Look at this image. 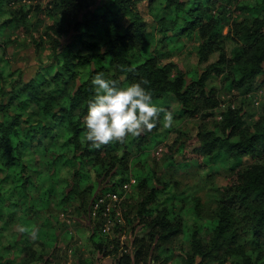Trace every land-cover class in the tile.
Returning a JSON list of instances; mask_svg holds the SVG:
<instances>
[{
    "label": "trees",
    "instance_id": "obj_1",
    "mask_svg": "<svg viewBox=\"0 0 264 264\" xmlns=\"http://www.w3.org/2000/svg\"><path fill=\"white\" fill-rule=\"evenodd\" d=\"M143 1L61 0L56 8H47L52 23L45 26L44 36L52 45L53 64L41 63L30 78L24 79L22 71L12 68L7 46L0 43V241L18 220L31 218L23 213L25 207L39 213V207L44 210L56 193L60 205L79 200L81 206L92 209L96 198L121 192L132 178L135 184L131 190L148 187L147 178L127 176V149L137 141L140 149L149 142L162 143L163 136L157 132L163 127L164 113L153 131L131 138L128 144L92 148L90 143L82 142L86 132L83 118L88 102L95 96L92 79L97 74L117 81L119 87L149 81L144 87L152 93L154 104L169 110L165 101L170 97L179 104L177 119L196 118L202 111H211L205 117L213 115L218 98L216 90L208 86L211 78L220 77L231 89L264 87V79L258 81L264 77V0L243 6L239 0H148L154 14L151 26L138 9ZM240 12L245 13L244 19H232V14ZM28 14L24 8L20 13L10 8L0 11V17L5 18L0 35L11 27H39L31 23ZM226 28L228 34L224 35ZM62 39L66 40L64 45ZM227 39L236 43L229 55ZM184 40L196 43L199 65L195 74H188L171 59L164 60L183 50ZM215 54L218 58L211 62ZM203 64L206 67L200 66ZM220 118L223 134L215 129L202 130L188 140L191 145L198 143L195 152L200 156L214 160L226 153L232 161L227 171L236 179L220 192L216 189L220 196L215 210L206 214L194 195V205L185 208V198L180 199L181 194L171 193V186L165 185L151 188L149 202H142L138 216L142 219L156 212L150 232L158 240L156 250L189 229L186 218L193 215L192 253L186 264H195L197 259L202 264H260L264 260V114L255 124L247 125L241 109L230 107L221 112ZM246 156L251 159L249 163L245 162ZM87 167L95 171L100 187L95 196L94 186L87 185L93 182ZM160 194L168 196L161 201ZM88 196L92 198L89 201ZM176 200L182 203L179 210ZM103 224L102 219L90 236L91 253L116 258L119 237L104 235ZM117 227H113L114 233ZM22 234L20 243L25 241ZM13 239L19 243L18 238ZM40 245V252L32 246L24 247L27 252L34 251L33 262L44 256L47 243ZM7 248L13 246L4 244L2 250ZM149 250L151 246L146 249L143 243H136V249L123 261L139 264ZM84 263L91 264L92 260Z\"/></svg>",
    "mask_w": 264,
    "mask_h": 264
},
{
    "label": "rangeland",
    "instance_id": "obj_2",
    "mask_svg": "<svg viewBox=\"0 0 264 264\" xmlns=\"http://www.w3.org/2000/svg\"><path fill=\"white\" fill-rule=\"evenodd\" d=\"M239 2L243 6L248 3L254 4L256 1L239 0ZM60 3L61 0H4V2L0 3L1 12L8 11V8L13 9L16 13H20L21 8L29 10L28 19L31 23H37L36 25L39 26H36L35 30L33 28L26 30L20 27H11L4 30V34L0 35V43L7 46L12 68L22 71L24 79L33 77L41 63L53 64V60L50 58L52 45L44 36L45 26L52 23L46 9L56 8V4ZM138 9L144 20L151 26L154 23V14L149 10L148 0L141 2L138 5ZM157 12L158 10L156 9L155 15ZM59 14L61 13L59 12ZM245 17V13L242 12L240 14H232V19L234 20H242ZM4 20V16H1L0 24ZM227 34L228 29L226 28L224 35ZM156 38L158 39V37ZM65 42L66 40H61L62 45ZM184 44L183 50L174 53L171 58L167 57L164 60L166 62L171 59L169 61L184 67L188 74H195L199 65L195 54L196 43L184 40ZM235 46L236 43L227 39L226 52L228 55L231 54ZM130 58L134 60L132 53H130ZM217 58L218 54H215L211 57V62L216 61ZM200 66L204 68L206 64ZM263 79L264 77H261L258 81L262 82ZM208 86L216 90L218 98V106L212 110V116L205 117V114L211 111H202L196 118L177 119L179 118L177 110L180 106L170 97L165 103L169 105V111L173 114L174 124L169 128L171 130L170 133L167 132L169 129L163 127L157 132L161 137L163 136L162 143L156 145L155 141L149 142L150 144L148 143L142 149L137 145L139 141L128 145L127 176L136 175L139 177L140 175L142 178H147L149 184L147 188L142 190L135 188L129 191L121 204L115 207L112 218L118 225L117 232L114 233L113 230V233L108 238H115V235L117 237L124 235L126 237L125 245L128 246L131 253L136 249V243H143L146 249H148V246H151V251L149 250L147 257H143L140 261L141 264H186L189 254L192 253L190 249L192 243L191 228L194 222L193 215L189 216V219L186 218V224L189 226V229H186L184 233L175 237L172 241L164 243L159 249L155 250L158 240H154L150 232L153 231L151 223L153 217L155 218L156 216L154 215L156 212L144 215L142 219L138 216L143 206L142 202L144 200L149 202L147 196L151 188L157 187L160 189L165 185L168 188L171 186L169 190L171 193L181 194L180 199L185 198V208L192 207L194 202L191 198L197 197L201 201L199 204H201L202 209L206 214L210 215V212L216 208L220 189L225 188L236 179L227 171L232 162L228 154L222 153L214 160L202 155L200 156L195 152L198 143L191 145L188 143L189 138L202 130L215 129L220 134H223L220 127V114L223 111H227L230 107L234 110L241 109L247 125L255 124L264 114V87H260V89L255 88L251 91L231 89L223 84L220 77L211 78ZM253 132L254 129L250 128V133ZM129 138L126 142L127 144L131 140V137ZM236 140V137L232 139L233 142ZM182 142L185 144L183 148ZM39 159L38 157L36 158L37 163L40 162ZM250 161V157L246 156L245 162L249 163ZM200 165L203 168H199ZM87 169L90 172L89 177L93 181L87 185L94 186L93 195L95 196L99 192L100 187L97 184L95 171H92L90 167H87ZM32 177V180L36 182L35 174H32ZM68 179L69 183H71L72 179L70 176ZM217 188L219 192L216 191ZM193 195L196 197H192ZM167 196L160 194L159 198L161 201H164ZM34 197L37 198L38 194L35 193ZM87 198L88 201L92 199H90V196ZM60 201L61 199L58 193H56L51 198L50 203L45 205L44 210L39 207L41 209L39 213L34 208H24L26 213H23L26 215L28 213L31 218H28V221H26V218L21 221L18 220L12 228L6 231L5 239L0 241V254L2 256L0 259H3V262L8 264H85V260L90 259L92 260L91 264L112 263L115 258L114 255L102 257L101 254L96 253L93 256L91 253L93 248V244L90 241L92 231L89 230V226L85 227V225H94L96 229L99 227L98 222L91 219V207L84 208V206L80 205L79 200H72L68 206L66 204L60 205ZM37 204L42 205L41 203ZM181 204L180 201L176 200L175 207H177V210H179ZM20 216L23 217V215L18 214V217ZM20 228L27 229V231H24L25 241L21 243L20 240L23 237V232L20 231ZM33 231L36 233L34 238L32 236ZM20 234H22L21 237H19ZM13 238H18L19 243ZM36 240H44L47 243V248L42 252L44 256L33 262L34 251L29 250L27 252L26 249L24 250V247L26 245L28 247L32 246V250H39L40 252L42 247ZM95 241H98L97 237ZM4 244L12 245L13 248L2 250ZM247 252L250 253V249ZM155 253L159 255L157 258ZM195 264H202V261L197 259ZM260 264H264V260Z\"/></svg>",
    "mask_w": 264,
    "mask_h": 264
},
{
    "label": "clouds",
    "instance_id": "obj_3",
    "mask_svg": "<svg viewBox=\"0 0 264 264\" xmlns=\"http://www.w3.org/2000/svg\"><path fill=\"white\" fill-rule=\"evenodd\" d=\"M149 81L141 80L127 87H119L117 81L105 79L103 73L92 79L95 96L88 102L87 115L83 118L86 132L82 142L92 148L120 143L128 138H139L153 131L163 115V128L174 124L171 111L153 103L152 93L144 87ZM21 232L27 231L20 228ZM35 231L32 232L33 238Z\"/></svg>",
    "mask_w": 264,
    "mask_h": 264
},
{
    "label": "built area",
    "instance_id": "obj_4",
    "mask_svg": "<svg viewBox=\"0 0 264 264\" xmlns=\"http://www.w3.org/2000/svg\"><path fill=\"white\" fill-rule=\"evenodd\" d=\"M135 184V180L132 178L129 184H125L122 187V191L119 193H106L100 195L94 202L91 209V219L95 222H100L103 219L104 224L102 225V232L104 235L109 236L113 233V227L116 225V221L112 218L115 207L118 204H121L124 197H127L129 191H131V185ZM118 223V221H117ZM120 249L118 255L111 264H125L123 258L126 254L131 253V250L128 249V246L125 245L126 237L120 235ZM127 247V248H126ZM114 246H110V250H113ZM132 255V254H131Z\"/></svg>",
    "mask_w": 264,
    "mask_h": 264
},
{
    "label": "crops",
    "instance_id": "obj_5",
    "mask_svg": "<svg viewBox=\"0 0 264 264\" xmlns=\"http://www.w3.org/2000/svg\"><path fill=\"white\" fill-rule=\"evenodd\" d=\"M87 226H89L88 228H89V230H91L92 232H93V230H94V225H91V224H87V225H85V227H87ZM92 232H91V234H92ZM19 237H21V236H19ZM38 243H41V242H44V240L43 241H41L40 240V242L39 241H37ZM93 256H95V254L93 255ZM100 256V255H99ZM103 257V256H102Z\"/></svg>",
    "mask_w": 264,
    "mask_h": 264
}]
</instances>
